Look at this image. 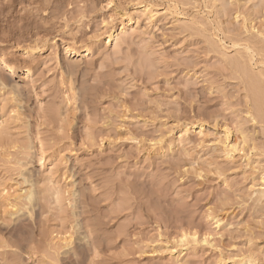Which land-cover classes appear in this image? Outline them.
Here are the masks:
<instances>
[{
  "label": "rangeland",
  "instance_id": "obj_1",
  "mask_svg": "<svg viewBox=\"0 0 264 264\" xmlns=\"http://www.w3.org/2000/svg\"><path fill=\"white\" fill-rule=\"evenodd\" d=\"M0 55V264H264V0H0Z\"/></svg>",
  "mask_w": 264,
  "mask_h": 264
},
{
  "label": "bare ground",
  "instance_id": "obj_2",
  "mask_svg": "<svg viewBox=\"0 0 264 264\" xmlns=\"http://www.w3.org/2000/svg\"><path fill=\"white\" fill-rule=\"evenodd\" d=\"M78 46V45H77ZM69 49H70V51L75 55V56H80L81 55V52L80 51H82V49L81 48H79V47H76L74 44L73 45H71V46H69L68 47ZM68 48H67V50H68ZM92 49V48H91ZM88 50V49H87ZM87 52V51H86ZM82 57H84V56H82ZM253 58V57H252ZM235 63L237 64V62L235 61ZM239 65V64H238ZM237 65V66H238ZM244 65H246L245 63H244ZM244 65H242L243 67H247V66H244ZM264 65V64H263ZM241 66V67H242ZM236 67V66H235ZM247 68H249V67H247ZM247 68H244V69H246V70H244V71H247ZM0 69H2L1 71H0V80L1 79H3V77H4V74L7 76V77H9L10 78V80H11V77L12 76H14V75H16V73L19 71V69H20V67L15 63H11L10 62V60H8V58L6 57V56H4V55H0ZM241 68H239V72L242 70H240ZM251 68H249V70H250ZM242 70V71H243ZM248 70V71H249ZM3 71V72H2ZM248 71L246 72V74L248 75L247 77H248V79L246 78L245 80H247V81H249L250 83V89H251V91H252V93L250 92V89H249V92H250V96L253 98L252 99V107H250V110L252 109V113H253V122H257V123H262L263 125H264V87H263V85L262 84H258V82L259 83H262V82H260V80L255 76V75H253L252 74V72H250V73H248ZM253 73H255V72H253ZM264 72H262L261 74H263ZM242 74V73H241ZM243 74L244 75H242V76H245V73L243 72ZM259 74V73H258ZM4 77V78H6L7 79V77ZM11 76V77H10ZM263 77H264V75H263ZM259 78H261V77H259ZM3 81V80H2ZM1 81V82H2ZM246 81V82H247ZM261 81H262V78H261ZM248 83V82H247ZM3 84V83H2ZM8 84V83H7ZM247 86V85H246ZM249 88V87H248ZM251 94H253V95H251ZM255 124V123H254ZM254 149H255V146H254ZM264 194V193H263ZM32 194L31 193H29L28 195H26V197L24 196H22L23 198H25L26 200H29V201H32V200H34V199H32ZM21 197V198H22ZM23 198H22V200H23ZM30 203V202H29ZM32 204V202L30 203V205ZM25 206V205H24ZM85 224V223H84ZM88 224V223H87ZM86 226V228H88V229H91V230H89V233H91L89 236H90V238L91 239H89V243H86V245H87V248H91V250L93 251V250H97V248H98V244H99V238L96 236H93L92 235V233L93 232H91L92 230H93V228H94V230L95 231H97V229H95V224H93V225H85ZM85 226H83V227H81V228H79V230L77 231V233L79 232V233H81L82 231L81 230H83V228L85 227ZM81 231V232H80ZM88 231V230H87ZM94 231V232H95ZM92 235V236H91ZM89 236H87V237H89ZM68 240V239H67ZM71 240H72V238H71ZM80 240V239H79ZM83 240H85L84 238H83ZM71 244V241L70 242H67V245L69 246ZM85 245V244H84ZM89 245V246H88ZM79 252V251H78ZM75 255L78 257V254L77 253H75ZM248 264H251V262H249Z\"/></svg>",
  "mask_w": 264,
  "mask_h": 264
}]
</instances>
